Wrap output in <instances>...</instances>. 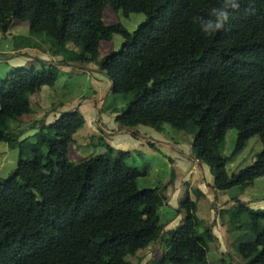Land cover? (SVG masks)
Masks as SVG:
<instances>
[{"label": "trees", "instance_id": "obj_1", "mask_svg": "<svg viewBox=\"0 0 264 264\" xmlns=\"http://www.w3.org/2000/svg\"><path fill=\"white\" fill-rule=\"evenodd\" d=\"M108 3L127 16L137 12L147 18L132 32L120 23L109 25L104 20ZM218 3L0 0V27L6 30L13 19L26 20L33 33L47 32L58 44L82 43L83 61H93L101 41L120 33L121 48L100 63L113 93L135 91L117 122L126 128L160 129L163 123L195 127L192 146L210 167L213 187L244 189L264 176V0H240L225 29L205 37L192 17L207 16ZM250 4L254 14L246 11ZM57 79L52 68L19 67L3 80L0 142L14 144L8 120L17 107L23 115L29 113L27 97L54 86ZM80 118L77 108L63 111L48 131L46 125L39 129L37 142L30 145L31 158L24 156L27 146L19 141L16 168L0 178V264H139L128 256L142 249L150 253L155 243L162 257L157 264H210L194 235L198 220L189 196L181 204L186 211L183 223L165 237L159 214L165 198L156 189L139 188L141 172L127 164L125 155L113 158L109 145L87 160H70L69 146ZM230 129L238 131L234 154L252 136L259 135L263 143L254 162L231 176L229 157L221 152ZM239 250L248 264H264V229Z\"/></svg>", "mask_w": 264, "mask_h": 264}, {"label": "rangeland", "instance_id": "obj_2", "mask_svg": "<svg viewBox=\"0 0 264 264\" xmlns=\"http://www.w3.org/2000/svg\"><path fill=\"white\" fill-rule=\"evenodd\" d=\"M146 18V14L137 12L127 16L123 10L113 8L110 3L104 9V20L107 24L120 23L131 32ZM122 42V35L115 33L111 40L101 41L98 55L93 61H83L80 59L84 53L82 43L71 40L65 45L58 44L47 32L33 33L26 20L13 19L6 30L0 27V86L9 74L19 67L35 68L39 71L52 68L58 75L54 86H43L27 97L25 103L30 106H33L34 102L37 104L34 111L25 112L23 115L22 108L17 107L15 115L8 120L7 130L13 133L17 140L13 145L0 142V178H6L16 168L21 141L24 147L27 146L24 156L31 158L30 145L37 142L39 129L46 125L45 130H49L52 112L71 110L72 105L80 101L79 104L85 106L77 107L81 113L78 124L80 126L77 127L74 141L69 146V158L73 163L104 153L110 145L114 150L113 158L125 155L127 164L141 172L137 179L139 188L156 189L165 198L159 214L166 226H173L176 222L178 225L183 223L186 211L182 209L181 204L187 196L190 197L195 203L198 220L194 235L205 247L210 264H248L249 259L242 255L239 247L244 243L254 242L264 229V176L256 178L253 184L244 189L237 185L227 190L214 188V181H211L212 172L208 170V174L204 175L203 169L207 166L199 159L192 146L196 134V128L193 126L179 129L170 123H163L160 133L154 130L153 138L147 140L141 130L137 129L139 132L135 131L134 134L143 139L146 146L134 149L129 145L123 151L113 143L112 131L105 117H102L99 130L94 131L90 125L88 116L95 108L100 117L107 113L114 119L115 114L125 110L134 99L133 90L113 93L107 78L100 70L103 58L110 52L119 50ZM21 58L22 63H18ZM25 103L22 105H26ZM33 129L38 131L30 134ZM157 133L160 138L156 136ZM237 136L238 131L230 129L221 146L222 154L229 157V176L252 164L256 155L263 150L259 135H255L247 141L241 151L234 154ZM156 140L169 145L161 146ZM41 150L46 153L47 146H41ZM178 153L188 160L189 168L186 169L180 164ZM170 160L172 164L169 163ZM175 190L178 193L176 197L173 196ZM168 192L172 194L169 199ZM216 195L218 199H211ZM225 196L229 199H224ZM215 226L218 231L223 229V238L216 233ZM208 230H211L212 234ZM163 235L168 236L165 230ZM149 249L150 253L149 250L146 252L142 249L135 255H129L128 259L139 264H157L162 258L160 246L157 247L155 243Z\"/></svg>", "mask_w": 264, "mask_h": 264}, {"label": "crops", "instance_id": "obj_3", "mask_svg": "<svg viewBox=\"0 0 264 264\" xmlns=\"http://www.w3.org/2000/svg\"><path fill=\"white\" fill-rule=\"evenodd\" d=\"M46 57H48V56H46ZM21 60H22V58L19 59V62L18 63H22ZM104 76H105V78H107L105 74H104ZM107 80H108V82L110 84V88H111V82H110V80L108 78H107ZM79 103H80V101L75 102L72 105L73 109H75V108H77L79 106L82 107V108H83V106H85L84 104H79ZM34 105H35V108H34ZM34 105L31 106V111L32 110L34 111V109H36V105L37 104L35 102H34ZM31 114H33V113H31ZM60 114H61L60 112H56V111L52 112L51 117H50V122H53L55 119H57ZM117 115H118V113L115 114V118L114 119H112V117L110 115H108L107 113H104L100 117V115L98 114L97 108H95L94 111H93V113L90 112L88 118H89L90 125L93 127V130L94 131H97V130L100 129L99 124H101V122H102V117H105L106 118V121L109 124V129L112 131V134L111 135L113 136V143L116 145V147H118L119 149H121L123 151L126 150L129 145H131L134 149H140V148H144L146 146V144L144 143V140L141 139L140 137H137L136 134H134L135 131L139 132L137 129H140L141 130V132L143 133V135L145 137V140L150 139V138H153V135L155 134L154 130L157 131L158 133H160V131H161L160 129H156L154 127H150L149 128V126H136L134 128L122 129V128H126V127H122L117 122V120H116V116ZM31 131L32 132H30V134H35L38 131V129H33ZM158 133L156 134V136L158 138H160V134H158ZM22 138H24V136H22ZM156 142L159 145H161V146H165L166 144H168V143L162 142L160 140H156ZM146 143H147V141H146ZM148 154H150V152H148ZM180 154L181 153H178L177 154V157L179 159L180 164L183 165L186 169L189 168V162H188V160L186 158L182 157ZM165 160H166V158H165ZM169 163L172 164V160H170ZM205 165L207 167H206V169H203L204 175L208 174V170H209V172H211L210 167L207 164H205ZM211 176H212L211 177V181H213L214 180L213 174H211ZM204 188H205V186H204ZM169 195L172 196V194L170 192L167 193L168 199H169ZM177 195H178L177 190H175L173 192V196L176 197ZM211 199L216 200V199H218V197H217V195L215 197L212 196ZM224 199H229V197L228 196H225ZM177 225H178L177 222L173 226L167 224V226H165L166 227L165 228V232L169 231L170 229L175 228ZM215 228H216V226H215ZM215 230H216V233L221 238H223V233H222L223 232V229L221 231H218V229L216 228Z\"/></svg>", "mask_w": 264, "mask_h": 264}, {"label": "clouds", "instance_id": "obj_4", "mask_svg": "<svg viewBox=\"0 0 264 264\" xmlns=\"http://www.w3.org/2000/svg\"><path fill=\"white\" fill-rule=\"evenodd\" d=\"M239 8L240 0H219L216 6L209 9L207 16H193L192 22L198 25L205 37H209L224 30L232 13ZM246 11L254 14V6L250 4Z\"/></svg>", "mask_w": 264, "mask_h": 264}]
</instances>
